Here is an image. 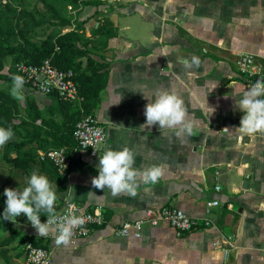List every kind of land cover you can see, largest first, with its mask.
<instances>
[{
    "label": "crops",
    "instance_id": "obj_1",
    "mask_svg": "<svg viewBox=\"0 0 264 264\" xmlns=\"http://www.w3.org/2000/svg\"><path fill=\"white\" fill-rule=\"evenodd\" d=\"M85 12L79 11L78 20L89 37L99 22L97 14L84 18ZM90 13H100L116 28L94 56L109 65L93 110L107 134L99 157L127 146L135 168L161 165L163 175L156 183L139 182L134 196H114L91 183L99 157L75 151L64 192L56 188V211L67 201L83 210L100 207L103 226L58 246L54 232L39 236L23 214L16 224L5 221L3 191L0 264H23L30 237L46 241L51 264H222L224 257L226 264H264V133H240L243 113L236 106L251 84L264 79V0H96ZM239 54L253 58L252 77L238 70ZM193 55L200 66L186 68L183 61ZM158 90L175 91L184 100L191 135L177 137L178 129L145 125V106ZM31 95L41 109L52 101ZM39 174L55 184L51 175ZM26 178H9L6 189H22ZM213 200L219 207L206 214L205 203ZM163 206L209 225L181 237L165 222L146 227L140 239L115 235L122 223ZM45 218L42 212V223Z\"/></svg>",
    "mask_w": 264,
    "mask_h": 264
},
{
    "label": "trees",
    "instance_id": "obj_2",
    "mask_svg": "<svg viewBox=\"0 0 264 264\" xmlns=\"http://www.w3.org/2000/svg\"><path fill=\"white\" fill-rule=\"evenodd\" d=\"M91 4L96 2L0 0V126L11 127L15 133L0 147V194L9 178H28L35 170L51 175L64 192L66 176L60 175L48 160L41 159L40 153L63 150L70 157L78 150L73 136L75 125L83 115L93 114L107 85L109 65L94 56L101 55L106 41L115 37L116 28L108 18L96 13L99 25L86 37L84 22L78 20L79 11ZM83 58H87L85 64ZM46 59L57 69L74 73L81 101L69 102L51 95L47 96L52 97L51 103L41 109L32 95L26 94L23 101H18L1 88L4 83L10 88L11 77L20 75L16 64L36 66ZM29 242L48 250L43 239L30 237L25 245Z\"/></svg>",
    "mask_w": 264,
    "mask_h": 264
},
{
    "label": "clouds",
    "instance_id": "obj_3",
    "mask_svg": "<svg viewBox=\"0 0 264 264\" xmlns=\"http://www.w3.org/2000/svg\"><path fill=\"white\" fill-rule=\"evenodd\" d=\"M199 57L193 55L191 60L185 59L186 68L200 66ZM12 86L10 94L18 101L24 100L23 76L15 74L11 77ZM243 113L240 125L237 128L244 135L264 133V79H258L244 92L243 97L236 103ZM144 115L145 125L159 128L178 129L176 136L187 133L191 135L193 127L187 122V108L184 100L175 92L158 90L154 101L146 104ZM15 133L11 127L0 126V147L5 146L13 139ZM135 154L127 146L121 150L111 148L104 151L99 157L98 176L91 181L99 190L109 189L111 193L119 195L128 193L134 196L139 182L156 183L163 175V166L153 165L140 170L134 167ZM57 185L52 183L46 175L39 174L38 170L32 171L26 178V186L22 189H5L6 207L3 219L13 224L22 214L37 230L39 236H47L51 232L58 233L55 237L56 244L67 245L74 235V230L83 227L86 218L75 214L60 215L56 211L58 195ZM70 207H75L70 205ZM46 214V222H41V213Z\"/></svg>",
    "mask_w": 264,
    "mask_h": 264
},
{
    "label": "built area",
    "instance_id": "obj_4",
    "mask_svg": "<svg viewBox=\"0 0 264 264\" xmlns=\"http://www.w3.org/2000/svg\"><path fill=\"white\" fill-rule=\"evenodd\" d=\"M253 58L246 54H239L237 67L242 75L252 77L251 65ZM16 71L24 77L27 85L43 96L56 95L64 101H81L77 86L74 82V73L71 70H59L51 64L50 59L44 60L40 65H29L18 63ZM74 139L77 142L78 150L85 151L92 159L98 158L100 148L106 141L105 128L99 123L93 114L83 115L75 125ZM41 159L48 160L62 176H68L71 158L63 150H53L40 153ZM215 190L220 191L216 186ZM74 205L75 207H70ZM219 207L218 201H207L205 203L206 214L213 208ZM60 215L75 214L86 218V223L81 228L74 230V235L70 240H80L88 237L91 229L101 227L104 223L103 210L95 207L92 210H83L77 203L67 201ZM165 222L174 231L177 237L186 235L199 226H208V221L200 223L196 219L189 217L182 210L163 206L162 208L147 209L144 217L122 223L115 231V235L120 238L140 239L146 227L157 228L160 223ZM56 235L58 233L54 232ZM228 244L230 242L228 241ZM25 260L23 264H51V253L49 250L26 243L24 247ZM222 264H226V259Z\"/></svg>",
    "mask_w": 264,
    "mask_h": 264
},
{
    "label": "rangeland",
    "instance_id": "obj_5",
    "mask_svg": "<svg viewBox=\"0 0 264 264\" xmlns=\"http://www.w3.org/2000/svg\"><path fill=\"white\" fill-rule=\"evenodd\" d=\"M85 1H95L96 2V0H83V2H85ZM92 6H94V4H91V5H87V6H85V7H83L82 8V13L84 12V11H87V13L85 12L84 14H83V16H84V18H87V15H91V18H93V17H95V14L96 13H94L93 15L90 13V11H91V7ZM69 11H71L72 12V10L69 8ZM81 11V10H80ZM81 13V14H82ZM96 18V17H95ZM1 88H3V89H6V90H8V91H10V89H11V86H10V88H9V86L6 84V83H4V84H1ZM31 92L32 93H36V94H39V93H37L35 90H33V89H31V88H29V87H25L24 86V95H31Z\"/></svg>",
    "mask_w": 264,
    "mask_h": 264
},
{
    "label": "water",
    "instance_id": "obj_6",
    "mask_svg": "<svg viewBox=\"0 0 264 264\" xmlns=\"http://www.w3.org/2000/svg\"><path fill=\"white\" fill-rule=\"evenodd\" d=\"M82 60L84 64L87 62V58H83Z\"/></svg>",
    "mask_w": 264,
    "mask_h": 264
}]
</instances>
